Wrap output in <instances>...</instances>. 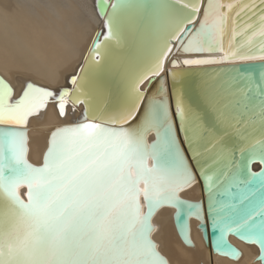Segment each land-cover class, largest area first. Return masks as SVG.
Masks as SVG:
<instances>
[{"label": "snow or ice", "instance_id": "obj_1", "mask_svg": "<svg viewBox=\"0 0 264 264\" xmlns=\"http://www.w3.org/2000/svg\"><path fill=\"white\" fill-rule=\"evenodd\" d=\"M98 6L108 32L84 75L71 77L75 99L87 95L89 74L104 63L95 57L109 42L123 43L128 54L106 69L114 87L92 84L102 106L84 120L91 114L99 123L56 128L41 166L27 159V126L57 93L29 81L17 97L0 76V264H169L152 238V218L165 204L177 206L189 239L185 217L203 218L204 205L179 192L197 182V173L218 233L213 247L238 257L226 238L234 232L259 243L264 259V0H116L111 12L108 0ZM170 40L179 42L177 52L222 53L177 59L174 67L226 65L204 73L194 97L175 90L178 131L171 103L154 95L141 110L139 88L164 71ZM145 54L149 64L141 67ZM158 91L166 92L163 80ZM68 95L64 89L57 97L61 116ZM153 129L157 138L149 144ZM25 185L27 200L19 192Z\"/></svg>", "mask_w": 264, "mask_h": 264}, {"label": "bare ground", "instance_id": "obj_2", "mask_svg": "<svg viewBox=\"0 0 264 264\" xmlns=\"http://www.w3.org/2000/svg\"><path fill=\"white\" fill-rule=\"evenodd\" d=\"M47 3L50 6V0H46V5ZM88 4L93 19L91 30L87 35H79L74 29L71 37L73 43L68 44L66 40V36L70 35L68 32L63 31L59 33L54 31L52 35H48L44 31L45 28L43 29V26L37 22L38 20L35 21L31 18L32 16H27L20 9L22 6H16L14 0H0V75L15 87V96H19L29 81L33 84L53 89L58 94L63 88L69 89L73 87L71 77L75 76L79 67L84 64L85 55L91 47L95 34L97 32H101L102 35L107 33L106 23L97 7L98 0H89ZM55 8L53 7L52 9ZM53 12H55L56 17L57 12ZM72 20L73 16L71 13H64L63 18L57 25L59 27L67 26ZM196 23L199 24V20ZM177 42H174V46ZM195 56V54H185L183 51L180 54L177 52L174 56L168 58L162 73L167 77L164 82L165 87L168 88L166 89V96L171 103L172 118L175 120L176 106H174L172 101L168 69L174 57L182 60L183 58H193ZM181 67H185V65L182 64ZM139 88L141 91H145L141 110H143L148 97L154 95L156 98L162 97V92L158 91L160 89L159 78L152 83L146 80L143 84L139 85ZM74 105L78 107V111L70 110L65 118L60 117L55 105L51 104L44 111L40 112L37 117L29 121L27 126L29 138L28 159L33 164L41 165L43 163L51 133L56 128L67 124H75L85 114L83 103ZM80 122L99 123V120L88 117L87 120L83 118ZM178 125L179 123L177 122V131ZM145 138L148 142L154 140V131L148 132ZM180 143L184 145L182 135ZM185 152H187L186 147ZM150 163L151 158L149 157ZM189 163L192 164L193 170H195L194 161H192L190 156ZM258 167H260L258 164L253 165L254 169ZM182 190L181 193L179 192L181 198L191 201L203 200L204 220L208 226L209 219L205 203L206 194L204 183L199 173H197V182L191 188H184ZM25 191L26 188L20 189V194L24 196ZM141 204L144 205L142 209L144 211L145 204L142 197ZM174 213L175 207L170 205L163 206L157 210L155 216L152 218V222L158 226L157 232L152 233V238L158 242L160 246L159 250L167 257L169 264H262L261 261L257 260L260 255V248L257 245L243 242L234 234L229 236V240L240 249L241 257L239 259H232L228 256L215 253L211 243H206L203 233L199 228L200 219L196 216L190 219L191 239L194 245H186L176 228Z\"/></svg>", "mask_w": 264, "mask_h": 264}, {"label": "water", "instance_id": "obj_3", "mask_svg": "<svg viewBox=\"0 0 264 264\" xmlns=\"http://www.w3.org/2000/svg\"><path fill=\"white\" fill-rule=\"evenodd\" d=\"M115 2H116V0H108V12H111L112 5ZM97 7H98V10H99V13L101 14L99 6H97ZM101 15L103 16L104 21L106 23V21L108 20V15L107 14H101ZM107 32H108V27H107ZM105 35H102L101 32H97L95 34V36L93 38V41H92V44H91V47H90L88 53L85 55L84 64L79 67V69L77 71V74L75 76L79 77V76L84 75V73L81 71V69L87 67V64H88V61H89V58H90V53H91L92 49L94 48L95 43L98 40L99 41H103ZM175 41L176 40H170L169 41L172 50L170 52L165 53L166 59L164 60V69H165V65H166V62H167L168 58H171L172 56H174L177 53L176 49L179 46V42H177L175 44V46H174V42ZM185 43H187V40H185ZM128 51H129V49L123 43L120 44V45H116L114 43L109 42L108 50L106 52H102V54L100 56L95 57V59H97L98 61L103 60L104 63L100 65V68L98 70H96L93 73L89 74V82L85 85V92L87 93V95L86 96L81 95L80 96V100L78 102L75 99V97L77 95V93L75 91L76 85H73V87H71L69 89L66 88V89H68L70 91V95H68L69 99H71L74 104L80 105L81 103H83L84 107H85V113L90 108H91L92 111H95L96 109L100 108L102 106V102H101V99L93 92L92 84L96 80L99 79V80H103V81H105L107 83L112 84L113 87H114L115 86V78L113 76H111L110 74H108L106 69H107L108 65L111 64L112 62H114L116 59H118L120 57H123V56H126L128 54ZM180 53H181V51L178 52V54H180ZM185 54H195L196 56L193 57V58H196V57L208 56V55H221L222 53H218V52L217 53H194L193 52V53H185ZM183 59H185V58H183ZM149 60H150V57L147 54H145L143 59H142V61H141V67H143L145 65H148L149 64ZM174 60H177L176 57L172 58L171 63H170V67L168 69L170 90H171L172 101H173L174 106H176L175 105V100H174V92H175L176 89H180V91L182 93H184L186 96L194 97L196 95L197 85L199 83V80H200L201 76L204 73H212L214 71H218L219 69L226 67V65H193V66L185 65V67H181L182 64L179 67H174L173 63H172V61H174ZM174 72H179V73H181V75L176 76L174 78V76H173ZM162 73L163 72L159 73L158 75H149L148 78L145 79L143 82H145L146 80H149V83H152L157 78H159L160 87H161L162 80H163V83H164L166 81V78H167L166 75H163ZM143 82L141 84H143ZM164 87H165V85H164ZM166 89H168V88L165 87V90ZM142 92L145 93V91H142ZM161 98H164L167 101H169L168 97L166 96V92H162V97ZM157 99H160V98H157ZM104 103H107V102L105 101ZM72 111L77 112L78 111V107H74L72 109ZM84 117H85V114L79 119V121L77 123H81L80 121ZM88 117L94 119V117L91 114H89ZM171 117H172V112H171ZM63 118H65V117H63ZM176 120L179 123L177 116H176ZM77 123H75V124H77ZM75 124H67V125H75ZM67 125H64V126H67ZM153 131L155 133V139L152 140L151 142L147 141V143H149V144L153 143L156 140V138H157V133H156L155 129H153ZM50 138H51V136H50ZM28 142H29V138H28ZM49 144H50V139H49ZM28 153H29V145H28L27 159H28ZM45 154H46V152H45ZM150 158H151V163L149 164V166H151L155 162L154 158H152V157H150ZM28 161H29V159H28ZM43 161H44V158H43ZM147 161L149 163V158H148ZM29 162L32 163L31 161H29ZM194 164H195V162H194ZM256 164H258L261 167V165L259 163H256ZM33 165H35V164H33ZM41 165H35V166H41ZM260 167L254 169L253 166H252V170L258 172L260 170ZM192 186H190L188 188H191ZM24 188H26V191L24 192V196H22L21 194L20 195H21V197L23 199L27 200V186L25 185V186L20 187V189H24ZM20 189H19V192H20ZM204 189H205V187H204ZM182 191H184V190H182ZM182 191H180V193ZM205 194H206L205 203H206V209H207V193H206V189H205ZM142 199H143V197H142ZM181 199H184V198H181ZM185 200H187V199H185ZM188 201L192 202V203H201V202H203V200H200V201L188 200ZM143 202L145 204V210L144 211H147L146 202L144 200H143ZM169 205L175 207V213H174L175 225H176V228H177V230L179 232V235H180L181 239L188 246H193L194 245L193 240L191 239L190 219H191V217L196 216V217H198L200 219L199 228H200V230L203 233V237H204L206 243L207 244L211 243L213 251L215 253H218V254L223 255V256H228V257H230L232 259H239L241 257L240 249L229 240V236L231 234H234L238 239L242 240L243 242H245L247 244L257 245L260 248L259 243L249 242L246 239H243L241 236H239L238 234L233 232V233H229L226 238H227L228 242L234 248H236L238 250V252L240 253V255L238 257H234V256H232L230 254H224V253L220 252L219 250L215 249L213 247L212 242L215 240V237H216V235H218V233L211 226V222H210L209 217H208L209 225L207 226V224H206V222L204 220V208H203V218H201L200 216H197V215H191V216H186L185 217V219H187V222H188V225H189V239L191 240V243H189V239L185 238L184 233L181 231L180 221L177 219V215H176L177 206L171 205V204H165L163 206H169ZM157 210H156V212H157ZM156 212H155V214H156ZM155 214L153 216H155ZM154 225H156V224H154ZM202 225H206V228L202 227ZM157 228H158V226L156 225V230L154 232H157ZM154 232H153V234H154ZM257 260L261 261L262 264H264V259L261 258V248H260V255L258 256Z\"/></svg>", "mask_w": 264, "mask_h": 264}, {"label": "rangeland", "instance_id": "obj_4", "mask_svg": "<svg viewBox=\"0 0 264 264\" xmlns=\"http://www.w3.org/2000/svg\"><path fill=\"white\" fill-rule=\"evenodd\" d=\"M50 2H51L50 3L51 7L48 6V3L46 5V0H23V1L18 0L19 4L17 3V0H14V3L16 6H19V7L22 6L20 9H22V11L26 13L27 16L29 17L32 16L31 18L34 19L35 21L38 20L37 22L43 26V29L45 28L44 31L48 35H52L54 31L59 32V33L63 31L68 32V34H70L66 36L67 37L66 40L68 44L73 43L71 37H72V31L74 29L76 33H78L79 35L80 34L87 35L89 33V31L91 30V26L93 24L92 23L93 19H92V16H91V13L88 7L89 0H84V1L83 0H74V1L73 0H50ZM77 3L80 5L78 6ZM53 7L54 8L57 7V8L52 9ZM53 11L57 12L56 17H55V12ZM64 13H69V14L71 13L73 16V20L71 21V23H68L67 26L59 27L57 23L61 21V19L64 16ZM77 16H78V19H77Z\"/></svg>", "mask_w": 264, "mask_h": 264}]
</instances>
